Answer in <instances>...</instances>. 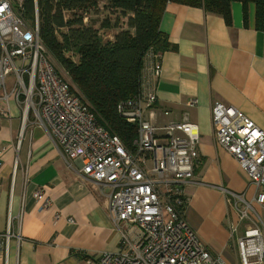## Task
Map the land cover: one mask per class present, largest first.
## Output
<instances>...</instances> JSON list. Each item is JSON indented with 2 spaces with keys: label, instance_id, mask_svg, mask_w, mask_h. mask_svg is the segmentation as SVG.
Returning <instances> with one entry per match:
<instances>
[{
  "label": "crops",
  "instance_id": "0c3cea01",
  "mask_svg": "<svg viewBox=\"0 0 264 264\" xmlns=\"http://www.w3.org/2000/svg\"><path fill=\"white\" fill-rule=\"evenodd\" d=\"M159 28L172 48L161 54L154 83L156 122L187 112L199 130V157L192 182L184 186L183 215L211 253L227 262L228 249L251 223L238 221L227 191L244 192L248 201L254 188L215 142L211 108L223 102L264 130V33L255 28L254 5L244 20L240 2L231 4L230 24L200 7L168 2ZM190 99L197 103L189 106ZM8 104L9 115L0 117V238L7 228L10 236L7 247L0 246V264H92L118 250L122 239L109 215V187L83 178L79 160L63 157L45 129L29 117L23 125L21 107L12 98ZM36 190L47 194L50 206L39 207L32 197ZM253 208L264 222V211ZM233 224L236 233L242 231L237 239L231 238Z\"/></svg>",
  "mask_w": 264,
  "mask_h": 264
},
{
  "label": "built area",
  "instance_id": "2783aa9c",
  "mask_svg": "<svg viewBox=\"0 0 264 264\" xmlns=\"http://www.w3.org/2000/svg\"><path fill=\"white\" fill-rule=\"evenodd\" d=\"M33 1L35 15L30 20L23 14V0H0V117L9 115L12 98L22 109L23 125L29 117L47 131L63 157L81 162L83 178L109 187L107 207L121 247L102 253L92 264H226L177 209L184 186L194 176L199 130L187 112L178 120L156 122L154 83L160 64L149 53L140 91L117 105L118 115L136 125V137L128 147L98 122L48 53L39 37L37 0ZM196 103L188 101L189 106ZM211 128L215 142L237 161L254 188L248 201L244 192L227 191L238 221L251 222L233 247L240 264H264V222L253 208L255 204L264 211V130L220 101L211 108ZM32 197L41 208L51 204L42 190ZM236 231L237 224L231 225V238ZM9 236L7 228L0 246L7 247Z\"/></svg>",
  "mask_w": 264,
  "mask_h": 264
},
{
  "label": "trees",
  "instance_id": "16d2710c",
  "mask_svg": "<svg viewBox=\"0 0 264 264\" xmlns=\"http://www.w3.org/2000/svg\"><path fill=\"white\" fill-rule=\"evenodd\" d=\"M110 9L125 17V29L104 38L100 28L85 23L87 11L98 0H37L39 37L57 66L63 69L75 89L87 101L100 124L130 146L136 125L122 119L117 105L140 91L143 67L151 53L160 64L161 54L172 48L160 28L168 2L200 7L231 23V4L240 2L244 20L249 4L255 7V28L264 33V0H106ZM23 14L34 19L33 0H23ZM87 19V18H86ZM101 28H110L109 19ZM103 30V29H102ZM106 41H103V40ZM72 53L67 56L66 53ZM76 57V59H73ZM183 213L184 197L177 204Z\"/></svg>",
  "mask_w": 264,
  "mask_h": 264
},
{
  "label": "rangeland",
  "instance_id": "374dc122",
  "mask_svg": "<svg viewBox=\"0 0 264 264\" xmlns=\"http://www.w3.org/2000/svg\"><path fill=\"white\" fill-rule=\"evenodd\" d=\"M86 18L85 23L95 28H100L101 32H103L102 36L104 38H112L115 33L126 28L124 21L125 17L122 16L119 11L110 9L106 0H98V6L94 9H90L89 11H87ZM105 19H109L110 28H101V23ZM66 55L71 57L73 56L70 52H67ZM73 59H76V57H74ZM240 234H242L241 229H239V231L234 234L235 238L237 239L238 235ZM226 257L228 260L227 262L225 261L226 264H240L238 252L235 247L233 249L232 247L228 249V256L226 255Z\"/></svg>",
  "mask_w": 264,
  "mask_h": 264
}]
</instances>
